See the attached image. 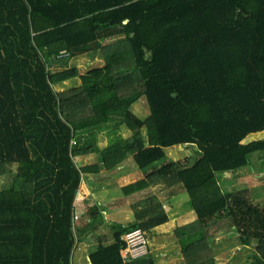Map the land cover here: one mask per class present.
Returning <instances> with one entry per match:
<instances>
[{"label":"trees","instance_id":"1","mask_svg":"<svg viewBox=\"0 0 264 264\" xmlns=\"http://www.w3.org/2000/svg\"><path fill=\"white\" fill-rule=\"evenodd\" d=\"M83 57L105 65L80 75L70 63ZM77 77L80 86L57 90ZM142 97L147 119L132 110ZM263 132L264 0H0V264H73L98 224L75 232L83 177L129 159L147 176L127 194L180 187L206 234L223 217L264 264V209L218 180L264 155V141L244 145ZM188 146L193 165L160 166L165 150ZM91 156L99 162L81 167ZM138 207L113 245L90 238L93 264H132L123 237L168 222L156 197Z\"/></svg>","mask_w":264,"mask_h":264},{"label":"rangeland","instance_id":"2","mask_svg":"<svg viewBox=\"0 0 264 264\" xmlns=\"http://www.w3.org/2000/svg\"><path fill=\"white\" fill-rule=\"evenodd\" d=\"M70 64H76L78 66L80 75L88 74L91 71L104 67L105 65L104 60L97 59L95 61H91L89 57H83ZM80 85L81 80L79 77H77L63 83L61 86H58L56 88L59 91L65 92ZM132 110L143 119H147L151 115V109L145 97H142L132 107ZM120 130L122 134H124V136L126 135L130 137L132 135V130H130V128L127 126H121ZM106 138L107 137L105 136V133L100 134L98 140V146L100 148H104L105 144L107 143ZM260 141H264V132L249 136L244 145H250ZM165 154L166 160L160 166L171 163H179L181 165L191 166L198 158L196 150H194V148L190 146L185 147L184 149L182 147L170 148L165 150ZM78 162H80V166L83 167L84 165L92 166L93 164H97V162L99 161L91 156ZM123 167L121 173H118L117 170L106 175L100 174L96 177H83L80 193L77 197L78 200H76L78 204V214L80 215V220L77 223V230H79V227H87V224H89V220L95 218L99 223V232L96 233V235L111 239V237L114 236L113 232H115V229H111V227H109L107 224L110 218L120 222H123L124 220V222L126 224H129L130 226V224L137 221L138 215L136 213V210L137 208H139L138 206L140 204V201L142 202L143 200H145V198L153 196L156 197L161 204L163 202H168V199H166V197L162 193V191L165 190V188H163L164 186L151 191L156 184H151V190L149 189L146 192L144 191V193H139L136 191L135 193L127 194L124 189L142 182V177L147 173L141 171L137 167L133 159H129ZM153 171V169L148 170V174L152 173ZM124 172L130 174L131 180L129 182H127V180H122V177L124 176L122 173ZM5 178H7V176L2 178V183L5 182ZM218 180L220 181L221 188L223 190L227 189L229 192L247 189L253 203L255 205H260L264 209V155L257 154L252 156L249 166L238 175L233 176L224 174L220 175L218 177ZM179 188L180 187H178V189ZM166 196L168 195L166 194ZM184 202L185 204H182ZM175 204L180 205L178 206L180 209L183 208L182 212L188 211L186 209H191L189 206V196L185 190H182L180 192ZM166 207L167 211L164 208L163 210L166 215H169L170 213L167 212L169 210L170 204ZM106 214H109L108 219L105 216ZM224 223V218H219L217 222L215 224H212L211 228H209V235H207L209 236L210 240H214L216 241L215 243L221 245L224 252L223 255L225 263L254 264L256 262V243L253 242V245L250 248L242 247L236 229H233V227L229 228ZM176 228L177 223L174 229L169 230L170 234L166 235L170 236L168 239H174L176 237L178 233H173L174 230H177ZM204 231L205 230L202 224V232ZM205 232L203 233V236L206 235ZM168 239L166 241L170 244L171 241H169ZM156 245H158V242L156 243ZM83 246L84 244H79V249L75 252L73 258L74 264H77V262H79L78 257L79 254H81L80 252L81 249H83ZM153 247H155V245L152 240L149 243V248L151 249ZM170 247H173V245H170ZM86 255H89V253H86L85 251L81 256ZM186 258L189 259L190 257L186 256ZM191 259L193 261V257H191ZM206 262L207 259L203 263Z\"/></svg>","mask_w":264,"mask_h":264},{"label":"crops","instance_id":"3","mask_svg":"<svg viewBox=\"0 0 264 264\" xmlns=\"http://www.w3.org/2000/svg\"><path fill=\"white\" fill-rule=\"evenodd\" d=\"M62 84H59L58 86H61ZM60 92H63V91H60ZM133 135H134L133 131L130 137L125 135L126 140H129V138H131ZM182 148L184 149L185 147H182ZM124 165L125 164H123L122 167ZM122 167L118 170V173H121L122 169L124 168ZM103 174L106 175L109 173L106 172ZM122 174L124 175L122 177L123 178L122 180L124 181L127 180V182L131 180L130 174H128L127 172H124ZM146 176L147 174L143 176L141 180L144 181V179H146ZM161 186H164L163 188H165V190H163L162 193L164 194L166 199H168L167 203L165 202L162 203L163 205L162 208H164L167 211L166 206L170 204L169 210L167 212V213H170L169 215H167L168 222L163 224V226L153 228L148 233H146V235L149 238V243L150 241L153 240L155 247L150 249L149 255H147L146 257L134 260L132 264H226L224 261V255H223L224 252L222 250L221 245L218 243H215L216 241L214 240H210L208 236L209 234L208 235L206 234L205 236L198 235V233H202V223H201L200 218H198V216L195 214V212L192 209H186L188 211L182 212L183 208L180 209L178 207L180 205L175 204L177 197L182 191V189L180 188L178 189L175 185L168 186L165 183H160V184H156L153 188L151 186L150 188L141 191V193H144V191L146 192L149 189L151 190V188H152L151 191H154L157 188L158 189L161 188ZM166 194L168 196H166ZM182 204H185V202ZM105 216L108 219L109 214H106ZM91 221L92 220L90 219L89 223H91ZM176 223H177V228H176L177 230H174L173 233L176 232L178 234L177 235L175 234L176 237L174 239H171V238L168 239L170 236H166V235L170 234L169 230L174 229L176 226ZM98 224L97 226H94L96 227V229H94V231L96 232H92L93 228H91L92 230H90L89 235H88L89 239L85 240V242L83 241L80 242L81 244H84V246L82 247L83 249H81V252H80L81 254H79V257H78L79 262H77V264H93L91 261V253L93 250H95L99 242H98V239L92 241L90 238L95 237L96 233L99 232ZM107 224L109 227H111V229H114L116 226H118V224H123V226H128V224H126L124 220L123 222H120V221H117L111 218L109 219V222ZM88 226L89 224H87V227ZM87 227L85 228L79 227V230L86 229ZM115 233L116 232H113L114 236H115ZM114 236L111 237V239L105 237V240L102 241L103 245L104 246L113 245L115 242ZM167 239L171 241L170 244L169 242L166 241ZM157 242H158V245H156ZM170 245H173V247H170ZM189 246H191L190 250L184 253L185 251L184 249ZM85 251L86 253L88 252L89 255L81 256ZM186 256L190 258L187 259ZM191 257H193V261ZM206 259H207V262L203 263ZM73 264H74V261H73Z\"/></svg>","mask_w":264,"mask_h":264},{"label":"built area","instance_id":"4","mask_svg":"<svg viewBox=\"0 0 264 264\" xmlns=\"http://www.w3.org/2000/svg\"><path fill=\"white\" fill-rule=\"evenodd\" d=\"M67 57L68 55L66 52H62L60 59L63 60ZM74 220L76 223L75 232L77 234V223L80 220V215L78 213L75 214ZM123 241L126 243V246L122 249L121 255L125 263L133 262L134 260L146 257L150 254L149 238L142 230L126 234L123 237Z\"/></svg>","mask_w":264,"mask_h":264},{"label":"clouds","instance_id":"5","mask_svg":"<svg viewBox=\"0 0 264 264\" xmlns=\"http://www.w3.org/2000/svg\"><path fill=\"white\" fill-rule=\"evenodd\" d=\"M80 244V243H79ZM78 250V249H77Z\"/></svg>","mask_w":264,"mask_h":264}]
</instances>
